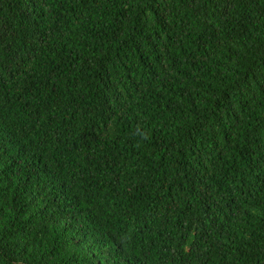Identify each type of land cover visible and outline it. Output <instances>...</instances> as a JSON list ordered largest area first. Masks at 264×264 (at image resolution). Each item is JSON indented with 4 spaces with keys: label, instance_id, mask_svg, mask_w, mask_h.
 Segmentation results:
<instances>
[{
    "label": "trees",
    "instance_id": "16d2710c",
    "mask_svg": "<svg viewBox=\"0 0 264 264\" xmlns=\"http://www.w3.org/2000/svg\"><path fill=\"white\" fill-rule=\"evenodd\" d=\"M0 264H264V0H0Z\"/></svg>",
    "mask_w": 264,
    "mask_h": 264
}]
</instances>
